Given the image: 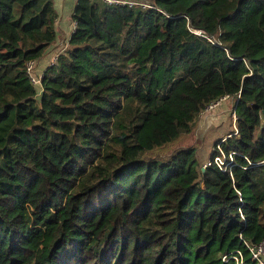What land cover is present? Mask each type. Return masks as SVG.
<instances>
[{"label": "trees", "instance_id": "1", "mask_svg": "<svg viewBox=\"0 0 264 264\" xmlns=\"http://www.w3.org/2000/svg\"><path fill=\"white\" fill-rule=\"evenodd\" d=\"M147 1L76 0L38 73L52 0H0V264H257L264 0ZM225 96L230 172L202 173L194 146L157 152Z\"/></svg>", "mask_w": 264, "mask_h": 264}, {"label": "crops", "instance_id": "2", "mask_svg": "<svg viewBox=\"0 0 264 264\" xmlns=\"http://www.w3.org/2000/svg\"><path fill=\"white\" fill-rule=\"evenodd\" d=\"M52 3H53L54 10L57 14V18H56V22H55L56 41L54 42V44H52L48 48L44 57L40 61L37 62L38 63V68H37L38 73H43V71L45 70V68L49 64L50 57L54 53L57 52V50L62 46V44H65L69 40V38L73 32L72 13H73V8L75 6L76 0H52ZM38 75H40V74H38ZM228 101L231 102V104L233 105L234 101L232 99H229V98L223 99L216 108H214L211 111H203L202 110L200 115L196 118V120L194 122V126L197 125V127H195V129L197 130V132L202 133L201 140H203L204 134L206 136L207 133L210 132L209 130L211 128H214V127H217L218 125H220V123L218 122L217 116H218L219 110H221V111H223V110L219 109V106L221 105V107H222V106L226 105V103ZM231 113H233V108H232ZM182 136H186V135H182ZM182 136H180L178 139L182 140L181 139ZM188 136H190V135L187 134L186 138ZM212 145L209 146L210 149H211ZM190 146L196 147V157H197V161L199 162L198 153H197V146H195V145H190ZM190 146H182V147H190ZM210 149H209V152H210ZM208 160H209V158H208ZM208 160L206 159V161H204V162H199L200 169H201L202 165L205 164Z\"/></svg>", "mask_w": 264, "mask_h": 264}, {"label": "rangeland", "instance_id": "3", "mask_svg": "<svg viewBox=\"0 0 264 264\" xmlns=\"http://www.w3.org/2000/svg\"><path fill=\"white\" fill-rule=\"evenodd\" d=\"M62 50V49H60ZM53 56V55H52ZM129 69H131V66H128ZM36 72V70H35ZM223 107V108H222ZM219 106V109H222L223 111L219 110L218 113V122L220 125L217 127L211 128L209 133L207 135L203 136V140H201V135L202 133L197 132L195 129L196 126H194V123L192 125L191 132L186 136H182L181 139H176L169 145H166L160 149H158V153L161 156H166L169 155L170 153L173 152L176 148L182 147V146H190V145H195L197 146V153H198V159L199 162H204L206 159L210 158L211 156V150L214 146V144L222 139L223 137H226L227 133H229L233 129V118H232V108L233 105L231 102H227L226 105ZM225 107V108H224ZM216 108V107H215ZM214 109V108H213ZM211 109V110H213ZM210 110V111H211ZM213 144V145H212ZM211 146V149L209 146ZM210 149V152H209ZM208 163V162H207ZM253 257L256 259L257 264H264V244H262L260 247H257L255 249H252Z\"/></svg>", "mask_w": 264, "mask_h": 264}, {"label": "built area", "instance_id": "4", "mask_svg": "<svg viewBox=\"0 0 264 264\" xmlns=\"http://www.w3.org/2000/svg\"><path fill=\"white\" fill-rule=\"evenodd\" d=\"M90 1H95V2L99 1L100 3H102L104 5H107V6L114 5V4H121V5H125V6H128V7H133V6H140L142 8L152 7V4L149 1H147V0H90ZM155 9L158 10L159 12H161L159 9H157V8H155ZM75 26H76V24L73 23L72 24L73 30H74ZM188 28L194 34L199 35V36L202 35V33L200 31H196V30L190 28L189 26H188ZM208 41L212 42L211 39H208ZM61 47L52 56L51 64L54 63L57 60V58H58V54L57 53L58 52L60 53L63 50ZM60 49H62V50H60ZM35 67H36V64H35L34 61H29L26 64V73H27V75L29 77L30 83L32 85H34V86L40 84L41 76H42V74H40V75L36 74ZM226 98H228V97L225 96V97H222V98L218 99L215 102L210 103L209 105H207L203 109V111H210L211 109L217 107L220 104V102L223 99H226ZM232 118H233V129L232 130L234 131L233 134H236L237 133V129H236V126H235L236 117H235L234 113H232ZM230 136L231 135H226V137H223L222 139H220L219 142L217 141L214 144V146H213V148L211 150V156H210L209 160L207 161L208 163L206 162L205 164L202 165V167L204 169L207 166H209L211 163H213L223 173L231 171V166H232L233 159H234L233 156L235 155V153L234 152H229L226 155L225 152L222 149V143H224L225 140L228 137H230ZM262 163H264V161ZM236 261H237V259H236Z\"/></svg>", "mask_w": 264, "mask_h": 264}, {"label": "water", "instance_id": "5", "mask_svg": "<svg viewBox=\"0 0 264 264\" xmlns=\"http://www.w3.org/2000/svg\"><path fill=\"white\" fill-rule=\"evenodd\" d=\"M201 172L204 173L205 172V169L203 167H201Z\"/></svg>", "mask_w": 264, "mask_h": 264}]
</instances>
